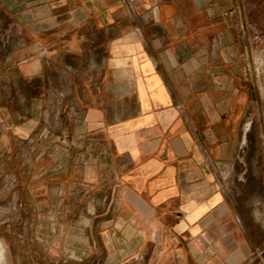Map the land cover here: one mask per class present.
Wrapping results in <instances>:
<instances>
[{
	"label": "crops",
	"instance_id": "crops-1",
	"mask_svg": "<svg viewBox=\"0 0 264 264\" xmlns=\"http://www.w3.org/2000/svg\"><path fill=\"white\" fill-rule=\"evenodd\" d=\"M244 3L0 0L8 97L29 104L0 116V146H39L20 187L66 261L264 264V47Z\"/></svg>",
	"mask_w": 264,
	"mask_h": 264
},
{
	"label": "rangeland",
	"instance_id": "rangeland-1",
	"mask_svg": "<svg viewBox=\"0 0 264 264\" xmlns=\"http://www.w3.org/2000/svg\"><path fill=\"white\" fill-rule=\"evenodd\" d=\"M245 6H251L256 10V25L258 37L261 38L264 47V0H245ZM250 1V2H249ZM249 2V3H248ZM8 19L0 14V56H1V89H0V116L6 124L9 113L12 118V108L17 110V118L24 117V112L29 106L24 98H9V68L6 65L9 58V35ZM259 41V40H258ZM264 59V53L261 56ZM260 71V66L257 65ZM259 73V72H258ZM22 91L25 84H21ZM11 108V109H10ZM4 129V125H1ZM5 132V131H4ZM0 132V141L5 133ZM2 143V141H1ZM39 143V142H38ZM39 146L26 148L24 145L14 148L0 146V238L4 239L11 248L16 264H72L66 261L62 254L56 252L57 244L49 241L43 242L44 233L51 227L44 225L41 211V196L33 195L24 190L25 171L30 165V157L26 151L32 152L33 156L39 157ZM12 152L11 154L9 152ZM10 157V158H9ZM35 176H39L36 174ZM253 186L258 187V181L249 180ZM62 245V244H61ZM69 245V244H68ZM64 251L63 246L60 248ZM49 251V252H48Z\"/></svg>",
	"mask_w": 264,
	"mask_h": 264
},
{
	"label": "bare ground",
	"instance_id": "bare-ground-1",
	"mask_svg": "<svg viewBox=\"0 0 264 264\" xmlns=\"http://www.w3.org/2000/svg\"><path fill=\"white\" fill-rule=\"evenodd\" d=\"M4 246L2 244V242L0 241V261H3L4 260Z\"/></svg>",
	"mask_w": 264,
	"mask_h": 264
}]
</instances>
